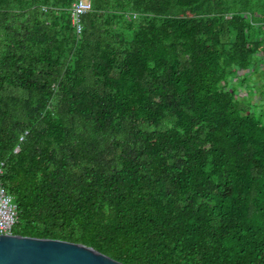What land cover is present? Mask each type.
I'll use <instances>...</instances> for the list:
<instances>
[{"label":"trees","instance_id":"1","mask_svg":"<svg viewBox=\"0 0 264 264\" xmlns=\"http://www.w3.org/2000/svg\"><path fill=\"white\" fill-rule=\"evenodd\" d=\"M77 1L0 0L13 233L264 264V0Z\"/></svg>","mask_w":264,"mask_h":264},{"label":"water","instance_id":"2","mask_svg":"<svg viewBox=\"0 0 264 264\" xmlns=\"http://www.w3.org/2000/svg\"><path fill=\"white\" fill-rule=\"evenodd\" d=\"M0 264H123L96 249L68 241L0 234Z\"/></svg>","mask_w":264,"mask_h":264},{"label":"built area","instance_id":"3","mask_svg":"<svg viewBox=\"0 0 264 264\" xmlns=\"http://www.w3.org/2000/svg\"><path fill=\"white\" fill-rule=\"evenodd\" d=\"M92 9V0H78L72 8V21L77 34L82 32L81 17ZM17 149L16 151H18ZM4 163L0 164V234H12L18 222V207L3 184Z\"/></svg>","mask_w":264,"mask_h":264}]
</instances>
